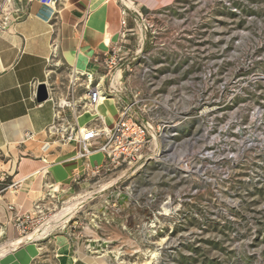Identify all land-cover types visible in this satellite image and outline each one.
<instances>
[{
  "label": "rangeland",
  "instance_id": "obj_1",
  "mask_svg": "<svg viewBox=\"0 0 264 264\" xmlns=\"http://www.w3.org/2000/svg\"><path fill=\"white\" fill-rule=\"evenodd\" d=\"M142 11L121 66L103 68L106 52L92 60L108 90L113 79L120 88L116 103L139 93L133 114L163 131L159 155L139 170L105 167L103 154L80 158L72 188L44 194L34 226L14 235L40 234L29 264H59L83 240L109 264H264V0H171ZM112 37L106 31L105 42L120 41ZM73 69L52 61V81L67 86ZM117 106L104 105L107 126ZM7 232L0 222L1 251Z\"/></svg>",
  "mask_w": 264,
  "mask_h": 264
},
{
  "label": "crops",
  "instance_id": "obj_2",
  "mask_svg": "<svg viewBox=\"0 0 264 264\" xmlns=\"http://www.w3.org/2000/svg\"><path fill=\"white\" fill-rule=\"evenodd\" d=\"M169 1L11 0L10 15L0 17V222L8 231L6 247L27 236L14 235L18 231L16 217L32 211L44 194L57 192L59 197L63 196L84 166L79 164L75 144L63 143L57 135L50 140L55 120L54 101L40 103L36 98L41 83L47 84L53 96L67 94L66 85L62 88L52 81L51 62L57 60L65 67L93 71L102 78L104 90L109 93L110 86L108 90L104 84L106 73L99 72L92 60L96 55L110 53L116 45L112 39L105 42L106 31L111 30L113 37L120 34L123 9L127 10L132 26L139 18L137 11L143 12L144 6L152 8ZM54 54L57 57L53 58ZM83 117H79L80 125L92 121L82 122ZM13 182L19 185L10 188ZM83 242L84 246L74 253L71 244L68 250H63L75 258L73 264H97L95 260L109 264L106 255L99 252L95 255L88 247L93 244ZM27 248L28 245H20L10 251L16 264L31 263L41 250L37 247L38 253L24 263L19 254ZM58 260L61 264L60 256ZM14 263L10 257H0V264Z\"/></svg>",
  "mask_w": 264,
  "mask_h": 264
},
{
  "label": "built area",
  "instance_id": "obj_3",
  "mask_svg": "<svg viewBox=\"0 0 264 264\" xmlns=\"http://www.w3.org/2000/svg\"><path fill=\"white\" fill-rule=\"evenodd\" d=\"M11 0H3L0 4V13L4 16L10 15ZM121 19V31L119 34V43L112 47L110 53L104 60L103 66L106 69H112L121 66V62L128 58L125 51V41L133 31L127 16V10L123 9ZM139 19L145 20L142 12L137 11ZM56 48V46H54ZM139 53H135V56ZM129 68V64L126 65ZM93 73L83 74L82 71L75 73L71 71L67 94L65 96H53L49 94V99L55 103V120L51 129L57 133V136L63 143L77 144L79 146L78 156L89 158L94 152L103 154L105 167L122 168L130 170L134 168L139 170L144 166L147 160L157 157L160 153L161 143L159 137L163 138V131L157 129V124H151V119L144 115H135V102L139 100V93L131 91L130 102H118V118L112 126L99 125L96 120L101 119L96 116L88 124L81 126L79 123V114L86 109L95 110L96 105L102 97H115L118 90L114 79L110 83V88L114 92L106 93L102 84V78L97 81ZM84 77H86L84 79ZM104 77V76H103ZM83 90V93L80 91ZM111 90V91H112ZM115 99V98H114ZM99 168V166H97ZM19 182H13L9 187H16ZM42 196L36 201L32 211L16 217L15 226L19 232L25 233L34 226L37 217L43 213ZM12 208V207H11Z\"/></svg>",
  "mask_w": 264,
  "mask_h": 264
},
{
  "label": "bare ground",
  "instance_id": "obj_4",
  "mask_svg": "<svg viewBox=\"0 0 264 264\" xmlns=\"http://www.w3.org/2000/svg\"><path fill=\"white\" fill-rule=\"evenodd\" d=\"M55 6V5H53ZM74 57V56H73ZM82 71L83 74L85 73V70L84 69H78L76 67H74V71L75 73L77 71ZM87 74V73H86ZM84 74V75H86ZM110 99H114L113 97H110V98H107V97H102L100 102L96 105L95 107V110L94 111H91V109H86L85 111L81 112L79 114V117H86V119H92V121L95 119L96 116H100L101 120H103L104 124H106V114H105V111H104V105L107 103V101H109ZM115 100V99H114ZM96 111V113H95ZM86 112V113H85ZM85 113V114H83ZM81 122V121H80ZM85 122V121H84ZM107 125V124H106ZM81 126H84V125H81ZM55 130V129H54ZM53 129L50 130L51 132V136H50V140H53L57 133L54 131ZM77 147H78V152H79V146L77 144H75ZM40 151V150H39ZM38 152V151H37ZM95 153H100V152H94L92 153L91 155L95 154ZM90 155V156H91ZM89 156V157H90ZM76 208V207H75ZM75 211V209L72 211V212H65L63 215H62V219H65L67 217H69L73 212ZM59 220V218H57ZM61 220V219H60ZM154 225V224H153ZM39 233L38 231L37 232H34V233H30L29 236L23 238V239H19L15 242H12L10 245H8L7 247L5 246L4 250H0V255L1 257H10V260L12 259L13 261H15L14 264H16V258L15 256H12L11 255V250L14 249V248H17L19 245L21 244H27L28 242V248L27 250L25 251H22L19 256H20V260L24 263H28V260L31 256H34L35 254L38 253L39 249L36 247V245L34 243H32L31 241L37 237H39ZM4 247V246H3ZM2 249V248H1ZM137 250H139V248H137ZM136 250V251H137ZM109 254V253H108ZM11 255V256H10ZM74 257H70L68 258V255L66 254H63V255H60V260L62 262V264H73L74 262ZM96 259V258H94ZM97 264H104V260H95Z\"/></svg>",
  "mask_w": 264,
  "mask_h": 264
},
{
  "label": "water",
  "instance_id": "obj_5",
  "mask_svg": "<svg viewBox=\"0 0 264 264\" xmlns=\"http://www.w3.org/2000/svg\"><path fill=\"white\" fill-rule=\"evenodd\" d=\"M36 98L38 102H44L49 99V90L46 83H41L37 87Z\"/></svg>",
  "mask_w": 264,
  "mask_h": 264
}]
</instances>
